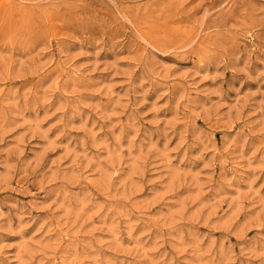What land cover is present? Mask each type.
I'll use <instances>...</instances> for the list:
<instances>
[{
	"label": "rangeland",
	"instance_id": "obj_1",
	"mask_svg": "<svg viewBox=\"0 0 264 264\" xmlns=\"http://www.w3.org/2000/svg\"><path fill=\"white\" fill-rule=\"evenodd\" d=\"M0 264H264V0H0Z\"/></svg>",
	"mask_w": 264,
	"mask_h": 264
},
{
	"label": "bare ground",
	"instance_id": "obj_2",
	"mask_svg": "<svg viewBox=\"0 0 264 264\" xmlns=\"http://www.w3.org/2000/svg\"><path fill=\"white\" fill-rule=\"evenodd\" d=\"M9 6H12L11 3H9ZM75 70V69H74Z\"/></svg>",
	"mask_w": 264,
	"mask_h": 264
}]
</instances>
